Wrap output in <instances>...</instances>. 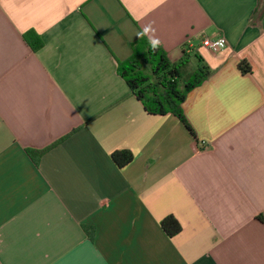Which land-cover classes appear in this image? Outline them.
Instances as JSON below:
<instances>
[{
    "label": "crops",
    "instance_id": "1",
    "mask_svg": "<svg viewBox=\"0 0 264 264\" xmlns=\"http://www.w3.org/2000/svg\"><path fill=\"white\" fill-rule=\"evenodd\" d=\"M142 37L210 68L195 135L118 73ZM0 264H264V0H0Z\"/></svg>",
    "mask_w": 264,
    "mask_h": 264
},
{
    "label": "trees",
    "instance_id": "2",
    "mask_svg": "<svg viewBox=\"0 0 264 264\" xmlns=\"http://www.w3.org/2000/svg\"><path fill=\"white\" fill-rule=\"evenodd\" d=\"M24 37L34 51H38L43 45L40 36L32 30L26 32ZM132 47V55L124 61H118L117 67L118 73L126 80L132 93L150 114L173 113L195 135L184 116L183 104L189 91L201 85L210 76V68L202 63L191 75L182 80V69L188 63V58L174 63L161 46L158 45L152 50L149 40L145 37ZM197 57L200 62L202 58ZM240 68L244 72L248 71L243 64ZM30 153H33V150H30ZM111 157L118 167L126 166L134 158L133 153L128 150H116ZM161 226L170 237L182 230L180 222L173 215L166 216L161 221ZM86 230L93 240V229L86 227Z\"/></svg>",
    "mask_w": 264,
    "mask_h": 264
},
{
    "label": "built area",
    "instance_id": "3",
    "mask_svg": "<svg viewBox=\"0 0 264 264\" xmlns=\"http://www.w3.org/2000/svg\"><path fill=\"white\" fill-rule=\"evenodd\" d=\"M203 46L212 52H220L227 46V39L225 36H217L214 38L205 37L202 41Z\"/></svg>",
    "mask_w": 264,
    "mask_h": 264
},
{
    "label": "rangeland",
    "instance_id": "4",
    "mask_svg": "<svg viewBox=\"0 0 264 264\" xmlns=\"http://www.w3.org/2000/svg\"><path fill=\"white\" fill-rule=\"evenodd\" d=\"M202 64L197 58L190 60L182 69V80L191 75L196 69H198Z\"/></svg>",
    "mask_w": 264,
    "mask_h": 264
},
{
    "label": "clouds",
    "instance_id": "5",
    "mask_svg": "<svg viewBox=\"0 0 264 264\" xmlns=\"http://www.w3.org/2000/svg\"><path fill=\"white\" fill-rule=\"evenodd\" d=\"M148 31H149V28L146 27L143 30V33H137V35L138 36L139 35H146L148 33ZM159 44H160L159 39L154 38V37H149V45H150V47H151L152 50H155L158 47Z\"/></svg>",
    "mask_w": 264,
    "mask_h": 264
}]
</instances>
